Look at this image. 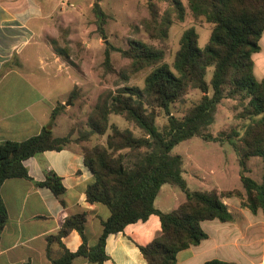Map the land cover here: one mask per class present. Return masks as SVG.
<instances>
[{
  "label": "trees",
  "instance_id": "1",
  "mask_svg": "<svg viewBox=\"0 0 264 264\" xmlns=\"http://www.w3.org/2000/svg\"><path fill=\"white\" fill-rule=\"evenodd\" d=\"M195 19L204 18L212 24L208 44L199 46V34L192 26L181 38L180 47L171 66L165 61L166 51L142 40L130 41L129 48L120 50L131 61L130 72L150 70L143 89L123 86L116 92L101 95L85 125L73 132L57 137L52 129L24 141L0 142V239L8 221V210L1 195L6 180L25 178L32 180L24 162L45 151H60L73 143L82 144L81 151L93 180L86 189L90 203L106 205L111 216L103 222V233L96 245L86 242L77 252L65 251L54 260L55 264H73L78 257L102 264L108 260L106 240L109 235L123 232L138 221L158 215L162 233L140 250L148 264H177V254L208 238L201 223L207 220L232 222L234 216L224 202L237 197L241 207L256 214L264 213V78L258 80L254 72V54L261 51L264 33V0H187ZM169 3L161 12L159 3ZM149 18L142 24L152 40L165 42L174 18L183 22L187 8L182 0H147ZM97 17L101 20L102 16ZM64 58L70 57L69 48L56 47ZM104 65L114 71L110 52L106 51ZM213 68L212 76L207 75ZM125 82L128 77H124ZM191 89H198L202 97L182 117L172 114L171 106L180 102ZM79 93L75 88L73 99ZM236 100L241 119L248 123L243 133L233 131L214 136L210 127L215 122L219 105L224 100ZM63 105L52 112V122L60 115ZM159 111L168 116L160 129L157 125ZM112 114L123 117L142 130L136 136L131 130H122L111 123ZM53 125V123H52ZM82 128H84L82 130ZM74 131V129H73ZM94 135L106 136L105 142L89 146ZM193 137L208 142L229 143L237 154L241 166L242 188L233 190L189 189L183 176V157L172 153L175 146ZM241 143V145L238 143ZM262 159L261 180L247 173L248 163ZM165 184L180 188L186 200L177 209L164 213L155 207L156 198ZM38 185L49 188L56 196L65 192L62 179L49 173ZM85 216L69 217L60 233L50 240H59L77 230L85 240ZM205 264H234L218 259Z\"/></svg>",
  "mask_w": 264,
  "mask_h": 264
},
{
  "label": "crops",
  "instance_id": "2",
  "mask_svg": "<svg viewBox=\"0 0 264 264\" xmlns=\"http://www.w3.org/2000/svg\"><path fill=\"white\" fill-rule=\"evenodd\" d=\"M83 15L73 0H0V142L27 140L47 126L55 129L60 119L72 124V108L67 101L72 100L76 86L83 87V76L79 72L81 77L72 75L74 68L55 48L59 44L72 47L69 40L77 41ZM260 44L261 51L253 56L258 80L264 78V33ZM62 73L68 83L63 92L58 90ZM60 104L64 108L51 125L52 112ZM24 164L32 180L9 179L1 188L8 221L0 239V264H55L54 260L65 251L77 252L84 242L88 247L96 245L111 212L106 205L87 200L86 189L93 174L85 164L81 147L72 144L60 151H45ZM51 172L62 179L65 192L61 196L38 185ZM186 172L183 168V176ZM190 174L196 177L192 171ZM174 187L162 186L155 201L161 212L169 213L185 202V193ZM224 202L234 221H203L201 226L208 238L180 251L177 264H205L213 259L264 264L263 211L254 214L242 208L237 197ZM75 215L85 216V240L77 230L60 241L50 240ZM161 233L158 215L128 225L123 232L108 236V260L102 264H148L140 246L151 243ZM73 264L99 263L78 257Z\"/></svg>",
  "mask_w": 264,
  "mask_h": 264
},
{
  "label": "rangeland",
  "instance_id": "3",
  "mask_svg": "<svg viewBox=\"0 0 264 264\" xmlns=\"http://www.w3.org/2000/svg\"><path fill=\"white\" fill-rule=\"evenodd\" d=\"M76 7L83 10V23L77 41L69 40L70 57L66 59L74 68L71 74L83 76L82 88L77 87L79 93L76 99H68L71 104L69 118L72 124H67L60 119L56 128L53 129L55 136L61 137L73 132V139L79 137L78 129L85 125L91 111L96 106L101 95L107 91L116 92L123 86H137L143 89L145 78L150 70L138 73L130 72L131 61L125 58L120 50L129 48L130 41L142 40L166 51L165 61L171 66L174 63L176 52L180 47V38L183 32L194 26L199 34V46L204 48L210 39L212 24L206 22L204 18L195 19L188 7V1L182 0L187 8L185 20L180 22L175 19L169 28V38L165 42L152 40L145 32L143 20L149 18L147 0H73ZM100 3L102 8V19L97 17L94 4ZM169 3H159L161 12L169 9ZM101 15V16H102ZM61 43V42H58ZM62 44V43H61ZM75 44V46H74ZM65 45H60L63 48ZM110 52L112 72L106 70L104 65L106 51ZM79 72V73H78ZM213 68L208 71L207 78H211ZM81 77V76H80ZM124 77H128L125 82ZM67 76L62 73L58 79V90L66 91L68 83ZM202 97V92L198 89H191L189 93L178 103L171 106L173 115L182 117L192 108ZM236 100H224L218 107L214 124L209 131L218 136L225 132L231 134L233 131L243 133L247 119H241L238 114ZM80 104V105H79ZM111 123L116 124L122 130H131L136 136H142V130L135 124L128 122L119 115L110 116ZM168 116L164 111H159L157 125L160 129L167 123ZM53 122H51L52 125ZM48 127V126H47ZM74 129V131H73ZM84 128H82L83 130ZM103 137L94 135L90 142L83 143L89 146L103 143ZM241 145V143L238 141ZM82 146V144H75ZM175 155H181L184 159L183 168L187 171L184 178L191 190H233L242 188L240 179L241 166L238 162L237 154L233 147L227 143H215L203 140L200 137H193L183 141L172 151ZM250 172L247 175L261 180L263 171L262 159L252 158L248 163ZM191 171L196 177L192 176ZM179 192H183L178 187H174ZM184 193V192H183ZM185 196V195H184ZM165 195L161 196L164 199Z\"/></svg>",
  "mask_w": 264,
  "mask_h": 264
},
{
  "label": "water",
  "instance_id": "4",
  "mask_svg": "<svg viewBox=\"0 0 264 264\" xmlns=\"http://www.w3.org/2000/svg\"><path fill=\"white\" fill-rule=\"evenodd\" d=\"M94 7H95V10H96L98 16L100 17V16L102 15L101 4H100V3H95ZM47 128H48L49 130L52 129L51 126H48Z\"/></svg>",
  "mask_w": 264,
  "mask_h": 264
},
{
  "label": "built area",
  "instance_id": "5",
  "mask_svg": "<svg viewBox=\"0 0 264 264\" xmlns=\"http://www.w3.org/2000/svg\"><path fill=\"white\" fill-rule=\"evenodd\" d=\"M62 5H66V2H62ZM70 6H74L73 4H70Z\"/></svg>",
  "mask_w": 264,
  "mask_h": 264
}]
</instances>
